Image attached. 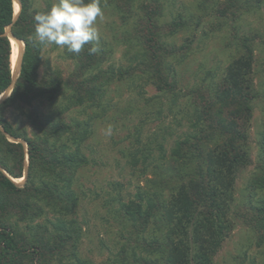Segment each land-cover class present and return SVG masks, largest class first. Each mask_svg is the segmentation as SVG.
<instances>
[{
	"label": "trees",
	"instance_id": "obj_1",
	"mask_svg": "<svg viewBox=\"0 0 264 264\" xmlns=\"http://www.w3.org/2000/svg\"><path fill=\"white\" fill-rule=\"evenodd\" d=\"M21 10L14 21L13 0H0V96L13 84L12 42L25 45L19 76L11 95L0 102V264H92L78 257L79 228L64 218L70 215L78 197L73 189L77 170L87 164L82 147L90 123H66L55 115L37 122L38 132L30 137L5 117L8 107L32 106L38 100L55 102L58 115L96 102L114 79H124L134 70H99L101 60L88 49L76 55L78 66L69 80L50 72L40 76L42 46L34 37V14L30 0H19ZM109 0L107 6L125 1ZM262 1V0H258ZM248 0H230L218 11L238 19L237 10ZM101 5H105L101 0ZM140 25L148 78L161 92L176 91V80L167 59L187 45L176 47L167 38L184 26L180 17L171 24H159V5L147 11ZM131 9V8H130ZM241 55L227 66L214 84L205 83L191 96L190 127L171 150L170 187L167 194L151 198L139 193L137 200L122 203L121 211L137 234L147 232L151 223L162 231L158 239L144 244L148 254L160 253L163 264H213L214 258L234 229L232 217L236 182L251 165L250 125L253 116L254 38H241ZM8 138H11L9 140ZM260 173L255 180L264 187V136ZM162 149V147H161ZM13 179H23L17 184ZM173 181V185L169 186ZM164 193V192H163ZM252 212L239 215L258 233L264 244V205L250 206ZM53 215L50 226L37 223ZM27 224V232L20 223ZM123 264H129L123 258ZM131 264H153L137 256Z\"/></svg>",
	"mask_w": 264,
	"mask_h": 264
},
{
	"label": "rangeland",
	"instance_id": "obj_2",
	"mask_svg": "<svg viewBox=\"0 0 264 264\" xmlns=\"http://www.w3.org/2000/svg\"><path fill=\"white\" fill-rule=\"evenodd\" d=\"M30 1L33 8L41 11L53 3ZM103 2L104 19L98 21L100 42L95 54L102 61L99 70L130 69L133 74L114 79L96 102L62 115H58L57 106L64 103L65 93L55 102L38 100L32 106L16 105L4 111L15 128L26 131L30 137L38 132L37 122L52 115L66 123H90L89 136L82 147L87 164L77 170L73 183L78 203L64 218L79 228L78 257L92 264H123V258L131 264L135 257L143 256L153 264H163L160 253L148 254L141 244L161 241L160 228L151 223L146 233H135L124 218L121 205L137 200L139 193L151 198L165 197L170 188L164 186L171 178L172 147L190 130L193 91L205 83L217 82L230 62L241 55V38L249 36L254 38L256 94L250 125L252 162L237 179L232 211L234 229L213 264H264V244H258V233L239 216L252 212L251 205H264V187L255 181L263 158L264 0L241 4L238 19L232 16L231 9L225 15L218 11L221 4H229L230 0H134L131 7L125 1L116 0L118 5L111 7L107 6L109 0ZM157 4L159 24H171L180 17L184 22L174 36L166 39L177 48L187 45L184 51L167 59L173 69L169 81L172 74L176 80L174 92L159 91L148 78L150 68L143 66L142 7L149 6L150 11ZM76 55L55 45L42 46L40 76L53 72L64 81L69 80L78 66ZM173 184L171 181L169 186ZM53 219L51 214L37 223L50 226L49 220ZM19 225L21 231L27 232L26 223Z\"/></svg>",
	"mask_w": 264,
	"mask_h": 264
},
{
	"label": "clouds",
	"instance_id": "obj_3",
	"mask_svg": "<svg viewBox=\"0 0 264 264\" xmlns=\"http://www.w3.org/2000/svg\"><path fill=\"white\" fill-rule=\"evenodd\" d=\"M103 19L101 0H53L50 8L34 14L35 41L75 54L91 45L89 54H96L100 42L98 21Z\"/></svg>",
	"mask_w": 264,
	"mask_h": 264
},
{
	"label": "bare ground",
	"instance_id": "obj_4",
	"mask_svg": "<svg viewBox=\"0 0 264 264\" xmlns=\"http://www.w3.org/2000/svg\"><path fill=\"white\" fill-rule=\"evenodd\" d=\"M13 7H14V15L18 16L21 10V4L19 3L18 0H13ZM10 38L12 42V55H11L12 75L14 78H16L20 70L25 46H24V43L20 41L19 39L15 37H11V36ZM7 93L8 92L5 91V93H3L0 96V100L2 97L7 95ZM13 181L19 184L18 182H22L23 179H13Z\"/></svg>",
	"mask_w": 264,
	"mask_h": 264
},
{
	"label": "water",
	"instance_id": "obj_5",
	"mask_svg": "<svg viewBox=\"0 0 264 264\" xmlns=\"http://www.w3.org/2000/svg\"><path fill=\"white\" fill-rule=\"evenodd\" d=\"M18 1H19V0H18ZM19 3H20V1H19ZM17 17H18V16H15V15H14V21L17 19ZM6 35L9 36V37H10V36L13 37L12 32H11V27H8V28L6 29ZM24 46H25V45H24ZM20 68H21V66H20ZM19 73H20V70H19ZM19 73H18V75H17L16 78L13 77V84H12V86L10 87V89L7 91L8 93H7V96H6V97H9V96L11 95V92H12V90H13V86H14V84H15V82H16L18 76H19ZM1 99H2V98H1ZM0 101H1V100H0Z\"/></svg>",
	"mask_w": 264,
	"mask_h": 264
}]
</instances>
